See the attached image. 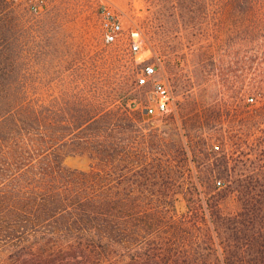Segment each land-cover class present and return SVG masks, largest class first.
<instances>
[{"label": "trees", "instance_id": "16d2710c", "mask_svg": "<svg viewBox=\"0 0 264 264\" xmlns=\"http://www.w3.org/2000/svg\"><path fill=\"white\" fill-rule=\"evenodd\" d=\"M145 1L154 50L208 39L190 43L204 117L189 86L178 117L148 120L127 59L67 38L77 5L0 2V264H264V0ZM52 62L68 98L49 96Z\"/></svg>", "mask_w": 264, "mask_h": 264}, {"label": "rangeland", "instance_id": "374dc122", "mask_svg": "<svg viewBox=\"0 0 264 264\" xmlns=\"http://www.w3.org/2000/svg\"><path fill=\"white\" fill-rule=\"evenodd\" d=\"M33 1L34 0H0V2H17L26 16L40 14L54 2H63V4L69 6L77 5V13L68 16L67 22L65 23L64 31L70 42L76 40L77 43H80L84 40L85 44L83 43V45H86V51H89L88 53H90V55H93L97 51H101V48L104 47L106 53L112 55L113 59H127L130 68L135 74H137L135 79L142 72L143 67L147 63L158 62L159 71L154 77H164L171 90V109L165 114L174 112L177 117L180 115L186 100L182 91L185 90V88L192 86L191 90L196 92L199 96V101L203 102L202 107L197 109L194 113L204 117V113L202 112L206 109V106H210V82H213L212 79L210 80V64H208L206 71H200L201 67H197L198 64L195 63V57L197 58V55L190 50V43L194 40L196 43L192 45L197 46L198 44H205L208 39L205 38L200 41V38H187V36H184V38L180 40V44L178 43L177 50L175 51L177 52V56L173 55L171 58L169 55H172V53H169L171 51L169 47H167L166 51L160 52L156 49L154 50L152 44L148 41L147 35L149 26L147 25L146 19L150 15V9L149 2H146L145 0H46L45 6L38 13H35L30 9V4ZM103 5L111 6L120 14L122 20V33L119 35V38L112 43H105L101 34L100 16ZM205 20L207 21L208 18H205ZM132 30L140 31V36L143 40V46L137 53L130 49ZM97 43L101 46L97 47L95 45ZM25 46L28 48V45ZM28 54L29 53L27 52L26 56H28ZM198 54L200 53L198 52ZM31 57L34 59L33 63L36 68H41L42 63L39 57L33 54H31ZM24 63L28 64V58L25 59ZM208 63H210V61H208ZM55 66L56 64L52 62L50 67L54 72L47 78L50 86L49 96L54 100L62 95L68 98L72 94V91L68 88L70 84L69 79L64 75H61L64 77L61 78V76L55 71ZM115 72L117 73L116 78H119L121 71L118 70V67L115 69ZM152 88L151 79L144 85H138L135 81L130 91L131 96L134 101L142 102L143 106L154 104ZM250 95L254 96V100H249L248 103L256 104L257 96L255 94ZM188 107L187 104L185 109ZM160 115L164 114H157L154 116L147 115V119L154 120ZM207 115L210 117V114L206 113L205 116ZM222 118H225L224 112ZM157 122L161 123L160 120ZM197 132L210 138V129L207 127H197ZM210 144L213 146L214 144H220V142L218 139L213 138L209 141V145ZM64 162L72 167L86 168L88 166L87 158L78 155L68 154L65 157ZM196 164H198V162H192V166ZM200 189H202V187Z\"/></svg>", "mask_w": 264, "mask_h": 264}, {"label": "built area", "instance_id": "2783aa9c", "mask_svg": "<svg viewBox=\"0 0 264 264\" xmlns=\"http://www.w3.org/2000/svg\"><path fill=\"white\" fill-rule=\"evenodd\" d=\"M46 4V0H34L30 4V9L38 13ZM100 26L103 41L112 43L119 38L122 33V20L118 12L111 6L103 5L100 16ZM132 40L130 49L137 53L143 46V40L140 36V31L132 30ZM159 71L158 62L147 63L142 72L137 77V84L144 85L152 80V95L154 104H147L143 107L147 115H159L168 113L171 109V90L164 77H154Z\"/></svg>", "mask_w": 264, "mask_h": 264}]
</instances>
